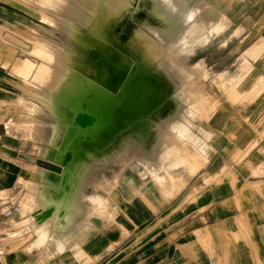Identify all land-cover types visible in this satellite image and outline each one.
<instances>
[{"label":"rangeland","instance_id":"374dc122","mask_svg":"<svg viewBox=\"0 0 264 264\" xmlns=\"http://www.w3.org/2000/svg\"><path fill=\"white\" fill-rule=\"evenodd\" d=\"M14 1L40 10L43 18L15 8ZM65 1L0 0V87L10 91L0 89V92L11 98L0 104L5 122L4 137L0 138V174L6 181L0 191V239L7 253L23 255V258L5 257L15 264H190L196 258L189 255L185 244L189 231L182 224L176 196L197 171L219 164L233 167L237 165V155L246 157L257 142V127L251 120H257L259 114L248 112V106L258 104V95L264 89V0H187L197 24L201 25L200 18L205 19L206 24L203 33L193 38L189 47L184 45L185 41L175 43L178 38L176 16L162 9V0H130L129 12L116 22L112 44L123 50V42L129 39L128 31L140 27L158 39L169 54L175 53L179 63L177 78L184 101L177 124L178 160H166L163 169L156 173L158 177H163L165 171L175 173L173 189L163 187L165 195L172 191L174 197L169 202L161 201L162 195L151 180L139 187L138 170L128 167L118 192L127 200L133 195L134 187L139 188L140 193L127 204L122 200L109 204L108 210L116 213L115 222L120 226L115 222L108 225L99 216L89 215L79 225L89 235L84 239L81 231L69 243H64L63 250L50 254L38 243L33 229V213L40 210V206L30 200L38 186L31 182V177L27 180L26 173L27 170L33 174L29 164H34V159L43 160L41 164L46 162L36 151L35 147L40 144L27 124V120L33 119V113L23 105H15V94L24 99L32 98L15 89V62L19 56L40 60L37 54L48 45L44 39L55 41L63 48L66 46V52L72 49L73 44L66 34L70 24L64 14ZM18 11L46 24L52 31L39 28ZM209 12L213 13L206 15ZM12 49L15 51L11 55ZM36 83L33 88L42 98L35 99L50 114L53 101L44 92L41 82ZM195 87L198 94L203 91L209 94L208 98L200 99ZM186 95L188 98H183ZM48 114L39 117L53 122ZM146 163L153 169L151 161ZM105 175H110V171L105 170ZM94 194L98 198L105 197L101 190H95ZM144 199L154 204L145 203ZM5 210H11V214L5 215ZM37 246L41 248V255ZM49 247L56 249L55 244Z\"/></svg>","mask_w":264,"mask_h":264},{"label":"bare ground","instance_id":"6f19581e","mask_svg":"<svg viewBox=\"0 0 264 264\" xmlns=\"http://www.w3.org/2000/svg\"><path fill=\"white\" fill-rule=\"evenodd\" d=\"M13 4L36 18L44 16L20 1ZM161 6L176 16L175 43L185 41L189 47L206 28L205 19L200 18L201 25L197 24L187 0H162ZM131 7L130 0H66L64 14L70 24L66 34L72 49L66 52V46L44 39L48 45L37 54L40 60L19 56L15 62V76L21 83L17 85L32 97L15 94V105L33 113L27 124L40 144L36 151L46 162L34 159L35 163L29 164L31 182L38 186L30 201L40 206L33 213V229L38 243L50 254L49 245L61 248L69 242L86 216L97 215L108 225L116 221V213L108 207L120 200L131 202L118 192L128 167L138 170L139 187L151 180L162 195L161 201L174 197L172 191L165 195L163 187L173 189L175 173L165 171L163 177L156 173L166 160H178L177 124L184 101L177 78L179 63L175 53L169 54L158 39L140 27L128 31L123 50L112 44L117 20ZM36 82H41L53 101L50 114L35 99L42 98L33 88ZM195 89L200 99L208 98L209 94H198ZM10 99L0 92V104ZM43 114L54 121L39 117ZM148 161L154 165L151 170ZM105 170L110 175H105ZM95 190L104 192L105 197L94 196ZM139 193L134 187L131 198ZM3 213L10 215L11 210Z\"/></svg>","mask_w":264,"mask_h":264},{"label":"crops","instance_id":"0c3cea01","mask_svg":"<svg viewBox=\"0 0 264 264\" xmlns=\"http://www.w3.org/2000/svg\"><path fill=\"white\" fill-rule=\"evenodd\" d=\"M18 12L39 28L52 31L46 24ZM13 51L15 50L10 51L11 55ZM262 79L264 81V74ZM17 84L21 83L15 76V89H20ZM258 97V104L248 106V112L259 114L257 120H251L257 127V142L253 144L251 152L243 158L237 155V165L233 167L219 164L214 168L200 169L189 178L184 189L176 196V206L183 218L182 224L189 231L185 244L190 251L189 255L196 258L190 264H264V89ZM4 129V116L0 111V138L4 137ZM26 173L28 180L31 172L26 170ZM1 176L0 174V191H3L6 181ZM83 219L77 224L74 237L83 232L79 228ZM90 224L93 225L92 222ZM9 235L11 236L10 233ZM82 235L85 239L89 234L83 232ZM37 247L41 255V248ZM64 248V245L56 247L51 254ZM13 255L23 258L19 253H7L4 246L0 264H9L6 257Z\"/></svg>","mask_w":264,"mask_h":264},{"label":"built area","instance_id":"2783aa9c","mask_svg":"<svg viewBox=\"0 0 264 264\" xmlns=\"http://www.w3.org/2000/svg\"><path fill=\"white\" fill-rule=\"evenodd\" d=\"M2 252H3V245H2V241L0 239V255L2 254Z\"/></svg>","mask_w":264,"mask_h":264}]
</instances>
